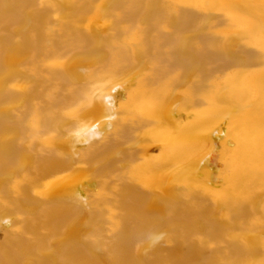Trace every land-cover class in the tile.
Returning a JSON list of instances; mask_svg holds the SVG:
<instances>
[{
	"label": "bare ground",
	"instance_id": "6f19581e",
	"mask_svg": "<svg viewBox=\"0 0 264 264\" xmlns=\"http://www.w3.org/2000/svg\"><path fill=\"white\" fill-rule=\"evenodd\" d=\"M0 264H264V0H0Z\"/></svg>",
	"mask_w": 264,
	"mask_h": 264
}]
</instances>
